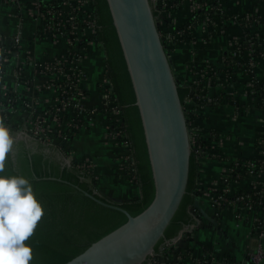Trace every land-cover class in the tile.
<instances>
[{"label": "crops", "instance_id": "obj_1", "mask_svg": "<svg viewBox=\"0 0 264 264\" xmlns=\"http://www.w3.org/2000/svg\"><path fill=\"white\" fill-rule=\"evenodd\" d=\"M16 1L21 6L0 0V36L5 46L12 49L11 53H5L8 64L0 78V88L4 93L12 94L11 102L6 106L11 123L18 126L27 118L29 104L44 110L56 99L57 90L49 84L54 75L40 65L67 52L69 45L65 38L53 40L43 32L41 18L27 11L33 0ZM223 10L233 17L225 32L213 33L209 26L197 25L192 39L178 43L171 53L177 79L183 83L194 82V64H208L216 69L221 79L223 76L222 81L208 89L209 93L218 94L219 101L214 109L205 108L201 122L205 135L211 130L219 134L216 146L221 157L200 167V187L221 175L226 167L222 157H251L258 137L264 132V96L255 88L264 80V62L253 66L254 76L241 70L232 80L218 70L225 53L234 50L232 40L242 37L245 32L240 18L257 13L264 19V0H225ZM192 11L191 0H181L179 8L172 11L173 22L184 24ZM15 36H19V42ZM15 43L18 45L14 48ZM89 47V54L81 62L86 78L81 101L94 106L100 103L98 84L106 77L107 61L101 46L93 43ZM84 119L85 123L69 139L68 147L80 162L91 166L97 190L111 198H141L139 183L128 176L123 147L108 136L102 116L97 114ZM239 184L243 186L247 181ZM197 198L202 219L195 228H188L193 239H188L186 234L182 236L180 244L192 247L184 257V264H221L224 256L229 257L227 264H249L247 252L255 242L251 217L239 219L231 208L217 209L207 189Z\"/></svg>", "mask_w": 264, "mask_h": 264}, {"label": "water", "instance_id": "obj_2", "mask_svg": "<svg viewBox=\"0 0 264 264\" xmlns=\"http://www.w3.org/2000/svg\"><path fill=\"white\" fill-rule=\"evenodd\" d=\"M97 7L100 39L106 42L111 77L124 104L144 200L131 214L85 191L128 218L63 264H153L154 251L163 254L165 241L181 243V229L199 221L188 210L196 184V151L183 103L190 86L178 84L154 0H97ZM13 136L27 146L35 139L24 130ZM195 208L201 209L199 198Z\"/></svg>", "mask_w": 264, "mask_h": 264}, {"label": "built area", "instance_id": "obj_3", "mask_svg": "<svg viewBox=\"0 0 264 264\" xmlns=\"http://www.w3.org/2000/svg\"><path fill=\"white\" fill-rule=\"evenodd\" d=\"M6 1L16 4V6H21L19 1ZM154 1L155 9H160L158 15L160 34L170 54L178 43L192 39L195 26L203 24L210 28L214 27L216 32L221 33L226 31L232 20L221 16L225 12L223 7L218 6L214 8L213 12H202L196 18V23L189 25L187 29L175 30L169 27L166 20L173 21L172 11L179 8L181 0ZM205 2H209V0H191L192 9L201 7ZM41 3V0H34L32 6L27 8V11L31 15L36 13L41 18L43 21V32L50 35L53 40L62 37L66 38L69 52L64 56H59L61 58L57 57L60 60L55 59L53 62L49 61L40 65L41 68L54 75V79L49 84L56 88L57 97L44 110H39L33 104H29L27 118L21 126H17L18 130L26 131L33 138L47 145L56 146L66 156L70 164L76 165L77 160L74 159L73 152L68 147V141L76 130L85 123V116L101 115L108 136L123 147L127 172H134L135 176V159L131 140L126 131L122 108L116 100L111 81L105 77L98 84L100 94V103L98 105L87 106L81 101L85 92L84 82L86 81L81 62L89 54V46L96 42L88 40L87 44L76 47V50H73L74 52L70 56V50L76 46V42L84 36L91 35L97 26V21L92 12V0H62L61 7L48 10V13L51 14L48 21H46L45 12L40 9ZM259 17L256 16L254 18L253 24L244 27L245 32L242 37L232 40L234 50L230 51V53L236 58L235 63L238 66V71H241L242 66L253 68L258 62H264V38L262 41L256 42V39L264 32V26L258 19ZM244 20H240L242 25ZM248 36H250L248 50L245 52V58L248 62H245L237 59L240 58L243 51L241 46L238 45V41L239 38H247ZM15 40L19 42V36H15ZM17 45L15 43L14 48ZM0 49L4 50L5 57V62H0V64H3L2 70H0L1 78L8 64V56L5 53L12 52L10 47L5 46L2 36H0ZM194 74L195 80L193 83L199 84L206 74V70L196 64ZM226 78L232 80V74H228ZM203 84L202 93L198 97L206 100V102L214 100L218 102V94H211L208 91L210 86L215 84H211L208 77L204 79ZM187 101L189 102L188 108H192L191 114L187 116L191 127L192 148L196 151V158L201 167L209 160L221 157V153H219L216 146V142L219 140L217 131L211 130L205 135L201 123L204 118L203 111L205 108L214 109L215 106L204 105L193 98ZM8 112L4 101L0 99V117L4 118L6 125H11ZM222 159L226 161V167L223 172L204 188L209 192L211 201L217 209L231 208L239 219L245 218V216L251 217L255 242L247 252L249 264H264V132L257 139L253 155L244 157L243 169L236 170L239 158L227 159L222 157ZM82 165L89 170L87 172H92L88 163L85 162L80 166ZM243 180H246L247 184L241 186L239 183ZM249 185L252 186L251 190L242 191L243 187ZM195 217L199 219L198 223L201 222L202 218L200 215H195ZM198 223H192L191 229L195 228ZM180 236H183V234ZM174 243L178 242L174 241ZM177 258H182L181 254H178ZM228 261L229 257L224 256L220 263L227 264ZM154 263L155 260H153ZM160 264L165 263L161 262Z\"/></svg>", "mask_w": 264, "mask_h": 264}, {"label": "trees", "instance_id": "obj_4", "mask_svg": "<svg viewBox=\"0 0 264 264\" xmlns=\"http://www.w3.org/2000/svg\"><path fill=\"white\" fill-rule=\"evenodd\" d=\"M41 2L40 9L46 14V21L50 20L51 17V14L48 13L50 8L62 6V0H50L48 2L41 0ZM224 3L225 0H209V2H205L201 7L194 9L191 17L184 24L178 25L172 20H166V23L169 27L175 30L181 28L187 29L189 25L196 23V18L202 12H213L215 7H223ZM92 12L94 13V17L97 21V26L90 36H84L76 42V46L78 47L82 44H87L88 40H94L104 49L107 61L106 77L111 81L116 100L122 108L126 131L131 140L124 104L121 102L120 94L111 77L112 64L107 45L105 40L100 39L97 0H92ZM221 16L227 19L233 18L226 13H223ZM256 16L259 15L257 13H250V15L242 16L240 20L245 19L243 27L253 24V20ZM258 19L261 23H264V19L261 16ZM211 30L213 33H216V29L214 27H211ZM249 38L250 36L247 38H239L238 45L241 46L243 51L240 58L237 59L241 61L248 62L245 58V52L248 50ZM263 38L264 32L258 39H256V42L262 41ZM76 46L72 49L75 50ZM73 50H70V56L73 53ZM235 61V56L227 51L225 53V58L218 69L219 72H223L225 76L232 74V78L235 79L239 72ZM199 65L206 70V74L200 80L199 84H186L178 80V84L180 86H190L188 94L184 93L183 103H185L188 99L193 98L197 102L203 103L204 105L216 106L218 104L217 101L214 100L212 102H206V100L199 98L198 95L202 93V89L204 87L203 81L206 77L210 79L211 84H216L219 81H222L223 76L221 79V77L217 75L216 69L214 70L208 64ZM241 70L243 73L248 74V76H254L253 69L248 68V66H242ZM263 86L264 80L255 86V88L259 89L261 96H264ZM11 97L12 94L9 92L4 93L0 90V99L4 101L5 105L8 106L11 102ZM186 110L187 116L191 114V107ZM10 129L11 133L16 135L18 127L11 124ZM217 135L219 134L217 133ZM132 150L135 159L133 144ZM243 160L244 157H240L238 159L239 162L236 166V170L244 168ZM134 166L135 176L134 172L127 173L128 176L136 180L141 187L136 159ZM195 171L196 184L191 187L194 199L191 203H189L188 207V210L192 212L194 216L201 215V211L198 208H195V210H192L191 208L193 207L199 194L205 190V188L200 187L198 183L200 165L197 158L195 161ZM0 175L9 177L23 176L29 179L32 184L34 194L44 209L45 214L39 222L35 230V234L28 241H26V244L33 249L34 259L31 261V264H63L76 254L83 251L93 241L97 240L127 220L128 216L123 210L106 205L91 197L85 191L93 193L102 200L116 203L127 209L131 214H134L138 210L144 200L142 192V197L139 199H123L120 202L112 201L111 197L97 190L93 180V172L90 173L80 170L73 164H66L56 146L47 145L37 139L30 140V146H27V143L23 138L15 139L14 149L6 160L5 171L0 173ZM242 189V191L245 192L251 190L252 186H245ZM181 231V234H186L188 239H193L190 236L191 232L188 228H182ZM182 250L184 251V254L181 255L182 258H177L178 254L180 255ZM191 250V246L183 247L180 243H170L165 241L163 254L156 253L154 251L151 255V258L153 257L152 263L153 260H155L154 264H160L161 262L165 264H184V257H186Z\"/></svg>", "mask_w": 264, "mask_h": 264}, {"label": "clouds", "instance_id": "obj_5", "mask_svg": "<svg viewBox=\"0 0 264 264\" xmlns=\"http://www.w3.org/2000/svg\"><path fill=\"white\" fill-rule=\"evenodd\" d=\"M0 62H5L3 49ZM14 144L13 134L0 117V173L5 171ZM44 214L29 179L0 175V264H31L33 249L26 241L35 234Z\"/></svg>", "mask_w": 264, "mask_h": 264}, {"label": "rangeland", "instance_id": "obj_6", "mask_svg": "<svg viewBox=\"0 0 264 264\" xmlns=\"http://www.w3.org/2000/svg\"><path fill=\"white\" fill-rule=\"evenodd\" d=\"M45 2H48L47 0L45 1ZM33 3H34V0H33ZM32 3V4H33ZM32 6V5H31ZM35 15H36V13H35ZM37 16V15H36ZM38 17V16H37ZM90 36V35H89ZM62 38H64V37H62ZM66 39V38H65ZM77 47V46H76ZM72 49V48H71ZM73 50V49H72ZM76 50V49H75ZM69 51L67 50V52H63V53H61V54H59L57 57H59V56H64L66 53H68ZM74 52V51H73ZM57 57H55L53 60H52V62L55 60V59H58ZM59 58H61V57H59ZM58 60H60V59H58ZM195 66H196V64H194L193 66H192V69H193V73H194V68H195ZM194 77H195V74H194ZM185 108H188V105H189V102L188 101H186L185 103ZM19 126H21V125H18V127ZM60 151V150H59ZM73 154V157H74V159H76L77 160V163H76V167L77 168H79L80 170H83V171H89L86 167H84L83 165L82 166H80L81 164H84L85 162L83 161V162H80L78 159H77V157H76V155H75V153L73 152L72 153ZM152 255V254H151ZM153 258V257H152ZM151 258V259H152Z\"/></svg>", "mask_w": 264, "mask_h": 264}]
</instances>
